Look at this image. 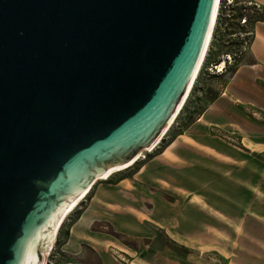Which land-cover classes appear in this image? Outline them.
I'll use <instances>...</instances> for the list:
<instances>
[{"label":"water","instance_id":"obj_1","mask_svg":"<svg viewBox=\"0 0 264 264\" xmlns=\"http://www.w3.org/2000/svg\"><path fill=\"white\" fill-rule=\"evenodd\" d=\"M215 0H0V264H46L74 197L163 134Z\"/></svg>","mask_w":264,"mask_h":264},{"label":"rangeland","instance_id":"obj_2","mask_svg":"<svg viewBox=\"0 0 264 264\" xmlns=\"http://www.w3.org/2000/svg\"><path fill=\"white\" fill-rule=\"evenodd\" d=\"M226 1H220L198 78L161 143L153 152L142 150V156L134 164L114 173L108 180H101L99 176L92 182L89 193L65 218L53 239L46 264H238V259H234L239 250L238 229L244 230L242 234H245L247 228L233 229L232 220L225 219L217 220L221 223L218 227H203L204 220L201 225L185 224L184 204L191 197L189 192L197 191L194 190L196 185L201 184L200 171L192 170L196 178H187L188 164L178 157H169L172 147L166 149L162 157L154 158L157 151L167 147L179 135H182L178 139L181 149L190 148L186 142L187 129L199 119L198 114L215 99L227 78L243 62L244 56H233L238 39L232 38V34L241 32L236 18L248 1L261 3L264 0H232L229 5ZM247 15L253 16L250 11ZM257 18L264 19V16ZM227 54L231 60L225 69L208 71L210 64L220 62ZM204 128L210 138L213 136L233 144L239 141L237 131L230 128ZM191 132L200 134L195 130ZM191 149L197 154L203 152L197 145H191ZM165 160H170L169 165L181 170L174 173L167 170L166 166H161L166 164ZM118 165L122 164L115 160L103 167ZM120 178L125 180L115 184ZM194 200L201 204L198 197ZM81 214L84 219L76 221ZM239 260L246 263L243 258Z\"/></svg>","mask_w":264,"mask_h":264},{"label":"crops","instance_id":"obj_3","mask_svg":"<svg viewBox=\"0 0 264 264\" xmlns=\"http://www.w3.org/2000/svg\"><path fill=\"white\" fill-rule=\"evenodd\" d=\"M259 4L264 8V1ZM205 126L237 131L239 141L233 144L210 138L204 133ZM192 130L200 134H191ZM187 131L189 149H181L179 135L154 156L160 158L172 147L169 157H178L188 164L187 178L195 179L192 170L200 171L201 184L196 185L197 191L189 192L191 197L184 204L185 224L204 220L203 227H218V219L232 220L233 229L247 228L245 234L238 229L239 250L234 259H238V264H264V20L255 22L254 37L243 62ZM191 145L199 146L203 152L197 154ZM165 161L161 166L172 173L181 170L169 165L170 160ZM124 180L118 179L115 184ZM196 197L201 204L195 202ZM82 219L81 214L76 221ZM242 258L246 263L240 262Z\"/></svg>","mask_w":264,"mask_h":264},{"label":"bare ground","instance_id":"obj_4","mask_svg":"<svg viewBox=\"0 0 264 264\" xmlns=\"http://www.w3.org/2000/svg\"><path fill=\"white\" fill-rule=\"evenodd\" d=\"M220 1L221 0H215V2H214V8H213V12H212V15H211L210 24L208 25L207 33H206V35L204 37V40H203L202 50H201V53H200V55L198 57V60H197L196 64L194 65V67L192 69L190 78L186 82L185 90L181 94L180 106H174L173 113H172V119L170 121H166L164 123L163 134L156 136L155 140L152 142V145L148 146V148H146V152H151L152 150H154V148L156 146H158V144L161 143L162 139L165 137V135L167 134V132L169 131V129L173 125L174 121L176 120V118L180 114L183 106L185 105V103H186V101H187V99H188V97L190 95V92H191V90H192V88L194 86L196 78H198L197 76H198V74H199V72L201 70V67L203 65L205 56H206V54L208 52V48H209V45H210L211 37H212V34H213V30H214V27H215L217 15H218L219 8H220ZM225 64H226L225 61H220L219 68L220 67L221 68L224 67ZM141 156H142V153L140 151V153L139 154L137 153V155L130 162H128L127 164H122V165H118V166H111V167H108L106 169H103V172L100 173L101 180H108L114 173H116L118 171H121L123 169H126L129 166H131L132 164H134ZM90 188H91V184L90 185L88 184V186H86L84 188L83 197H74L73 204H72L71 208L67 211L66 217L81 202V199L84 198L89 193ZM60 227L61 226H57V232L59 231ZM57 232H56V234H57Z\"/></svg>","mask_w":264,"mask_h":264},{"label":"built area","instance_id":"obj_5","mask_svg":"<svg viewBox=\"0 0 264 264\" xmlns=\"http://www.w3.org/2000/svg\"><path fill=\"white\" fill-rule=\"evenodd\" d=\"M227 5L232 3V0H227L226 1ZM247 6H254V8L258 11H262L263 7L261 4H259L258 2H252V1H248L246 3ZM245 11V9H244ZM237 24L238 27L241 28L240 31L236 34H232V38H235L236 40L238 39V47L236 52L234 53L233 56L237 57V58H241V56H244L245 53L248 51L249 47H250V43L254 37V32L251 30V28L248 26V21H247V17L243 16L241 18L237 17ZM231 60L230 55H225L223 56L221 61H225V63L227 64V62H229ZM219 63H212L210 64V66L208 67V71H217V72H221L223 69L226 68V64L224 67H220L219 68Z\"/></svg>","mask_w":264,"mask_h":264},{"label":"trees","instance_id":"obj_6","mask_svg":"<svg viewBox=\"0 0 264 264\" xmlns=\"http://www.w3.org/2000/svg\"><path fill=\"white\" fill-rule=\"evenodd\" d=\"M244 9H245V11H244ZM248 11H250L251 13H252V17H249L248 15H247V12ZM243 16H246L247 17V21H248V26L251 28V30L254 32V24H255V22L256 21H259V20H264V19H260V18H257L258 16H261V18L264 16V8L262 9V11H258V10H256L255 8H254V6H244V8H243V11H242V13L240 14V15H238V17L239 18H241V17H243ZM235 70V69H234ZM234 72V71H233ZM232 72V73H233ZM231 73V74H232ZM216 98V97H215ZM184 107V106H183ZM183 109V108H182ZM205 109H203L199 114H198V116H200L202 113H203V111H204ZM182 111V110H181ZM198 116H197V118H198ZM196 119V118H195ZM194 119V120H195ZM179 134H181V133H179ZM163 140V139H162ZM163 143V142H162ZM161 149V148H160ZM121 179V178H120Z\"/></svg>","mask_w":264,"mask_h":264}]
</instances>
